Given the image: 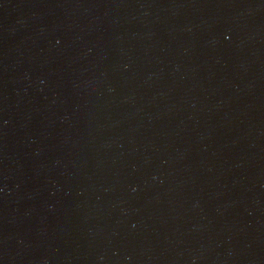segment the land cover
<instances>
[{"label":"water","instance_id":"1","mask_svg":"<svg viewBox=\"0 0 264 264\" xmlns=\"http://www.w3.org/2000/svg\"><path fill=\"white\" fill-rule=\"evenodd\" d=\"M0 264H264V0H0Z\"/></svg>","mask_w":264,"mask_h":264}]
</instances>
